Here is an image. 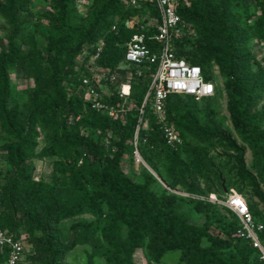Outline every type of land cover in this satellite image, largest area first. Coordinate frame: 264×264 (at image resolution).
I'll return each mask as SVG.
<instances>
[{
    "label": "trees",
    "instance_id": "obj_1",
    "mask_svg": "<svg viewBox=\"0 0 264 264\" xmlns=\"http://www.w3.org/2000/svg\"><path fill=\"white\" fill-rule=\"evenodd\" d=\"M49 1L52 10L45 19L54 34L47 37L46 45L39 49L29 36V49L13 45L0 53L5 70L21 67L35 82L29 96L28 118L16 108L6 114L14 141L15 166L21 176L16 194L32 218L51 212L48 225L31 224L29 238L25 240L15 233V226L7 217L0 188V225L21 240L26 249L20 264H63L68 250L77 245L90 247V262L103 258L107 264H135V252L144 248L153 263H159L168 252L179 251L180 261L185 264H262L256 249L238 236L240 222L235 214L232 221L223 223L221 231L211 232L210 202L174 194L166 187L156 192L153 186L158 185V180L154 175L146 171L144 182L137 183L122 169L123 159L133 157L138 149L147 165L163 177L169 188L193 196L212 193L194 189L195 179L206 177L208 166L198 148L187 141L182 124L184 119L187 124H193L192 116H185V111L190 114L200 111L196 100L199 98L171 94L164 112L158 115L153 110L151 94L142 108L156 67L148 64L139 67L125 61L127 44L135 35L156 32L148 27V18L136 23L137 17L147 10L149 18H157L158 11L148 3L133 8L128 0H96L90 23L86 24L75 22L73 0ZM28 6L29 0H0V17L8 24L14 39L25 33L29 25ZM251 6L257 13L250 12ZM238 8L243 14L233 12ZM176 11L184 23L200 28L206 46L186 50L189 38L183 35L174 40V51L178 58L201 67L206 80L215 82V70L222 75L223 91L218 87L214 97L201 100L210 107L211 102L223 97V92L226 94L232 127L245 148L225 135L217 138L231 153L229 159L238 180L251 188L250 202L257 199L264 203L261 191L264 115L252 112L256 105L253 79L264 81V67L254 58L247 35L250 32L252 38L264 42V0H178ZM252 17L255 19L250 23ZM101 40L105 47L97 65L109 76L118 72L121 65L129 73L116 84L109 77L102 81L103 99L116 108L115 118L92 108L82 81L91 78L93 72L76 69V60L86 52L87 59L95 57ZM148 44L155 50L160 48L153 42ZM46 56L50 58V66H46ZM254 64L258 70H254ZM124 82L131 85L126 101L119 97V86ZM0 90V103H5L8 95L5 82L0 84ZM209 107L206 109L210 110ZM164 123L183 139L177 149L166 145ZM108 132L116 138L113 144L95 140L94 137L101 139L100 134ZM40 133L46 136L47 146L39 154ZM246 147L253 154L257 175L248 171ZM4 149L0 146L1 153ZM40 157L54 159L50 183L36 182L24 169L28 160ZM2 165L3 153L0 174ZM216 181L222 182L219 175ZM219 197L222 199L221 194ZM185 200L193 202L195 209L205 215L203 227L181 214L179 204ZM248 204L255 220L264 224V212L257 213V206ZM85 215L93 220L74 223L68 235L57 227L60 221ZM6 258L0 250V264Z\"/></svg>",
    "mask_w": 264,
    "mask_h": 264
},
{
    "label": "rangeland",
    "instance_id": "obj_2",
    "mask_svg": "<svg viewBox=\"0 0 264 264\" xmlns=\"http://www.w3.org/2000/svg\"><path fill=\"white\" fill-rule=\"evenodd\" d=\"M96 0H73V8L75 11V22H84L89 24L91 12L95 7ZM251 4V3H250ZM51 5L49 0H29V6L26 10V17L29 20V25L17 38L11 37V32L6 21L0 17V53L2 51H8L13 45H16L22 50L29 49L27 38L30 36L34 39L36 46L42 49L47 42V37L53 35L54 32L51 26L45 19L46 14L51 11ZM233 12L243 14L241 10L235 9ZM251 13L257 11L251 6ZM148 11H141V15L137 17V22H145L148 18V24L152 18H149ZM145 16V17H144ZM255 17H252V23ZM118 22V18L115 19ZM210 31V30H209ZM183 35L189 38V44L186 45V50H194L197 47L204 49L206 43L203 36L201 35L200 28L196 26L185 23ZM249 37V46L252 50L254 58L260 62L264 67V42H259L257 39L251 37V33H247ZM87 52L76 60V69L81 72L92 71L95 74L101 73L103 71L97 65V60L93 56L87 59ZM46 66H50V58L46 56ZM118 69V76L120 78H125L129 73L124 66L121 65ZM254 70H258L257 65L254 64ZM215 79V84L218 85L219 89L223 91V77L218 70L213 72ZM6 83L8 89V95L6 96L5 103H0V146H4L3 150V165L1 167L0 174V188L3 190L5 198V212L10 220V223L15 226V233L21 236L23 239L28 240L29 238V226L32 224L39 223L42 225H48L49 216L51 212L45 211L38 214L36 219L32 218L24 201L19 199L16 194V187L20 181V172L15 166V153L13 150L12 143L14 142L11 138V128L9 121L7 120V112L11 109H19L25 113L26 118H28V105L30 92L35 88V82L32 78L28 76V71H25L21 67H15L11 70H5L0 62V84ZM255 84V101L256 105L253 108V113H261L264 115V81L259 79H253ZM1 97V90H0ZM147 97V96H146ZM146 99V98H145ZM198 101V108L200 111L193 112L190 114L189 111H185V116H192V125L184 119L182 121L185 134L187 136V141L194 147L198 148L200 155L205 158V164H207L206 177H199L195 179L194 189L199 190L202 193L212 192V195H216L218 199L219 194L225 196V191L228 189L235 190L241 194L247 202L257 206L256 212H264V203L257 199L250 202L251 188L249 185H244L241 183L236 175L235 166L231 163L229 156L230 152L221 144L217 137L219 135H225L232 140L238 142L241 147L245 146L240 142L236 132L234 131L230 117L227 111V96L223 92V97L219 100L211 102V106H208L204 100L196 99ZM145 102V101H144ZM148 102V101H147ZM144 105V103H143ZM209 107L210 110H207ZM128 110V108H127ZM142 113V112H141ZM71 124L74 123L72 120ZM27 124V122H26ZM147 127V126H145ZM27 128H29L27 126ZM140 128H138L139 130ZM85 132V131H84ZM138 132V131H137ZM88 133V132H85ZM192 133H197V137L192 136ZM100 134V133H99ZM101 139L94 137L98 142L104 144H113L116 138L111 132L107 134H100ZM136 134L135 146L137 147ZM47 146V139L43 133H40L37 152L42 153L43 149ZM246 162L248 166V171L254 175H257L256 170L253 167V154L246 147ZM53 160L52 158L40 157L35 160H28L24 169L28 174H31L33 180L36 182L50 183L53 178ZM122 169L125 174L134 182L143 183L144 173L147 171L154 175L158 180V185L153 186V190L156 192H162L165 188L166 183L163 177H160L156 172H154L150 166L147 165L143 159L140 151L135 150L133 157H125L122 162ZM220 176L222 180L221 183L216 181V176ZM168 187V186H167ZM174 190V189H173ZM230 190V191H231ZM179 191V190H178ZM261 191L264 194V184L261 183ZM185 194L186 198H205L208 199L211 194H203L200 196H193L184 191H180ZM208 195V196H207ZM189 196V197H188ZM200 200V199H198ZM212 204V210H210V217L212 221L211 232H219L223 228L224 222H229L234 219L233 214H235L229 208L220 205L219 203L210 202ZM179 210L191 223L196 226L203 227L206 222V217L204 214L199 213L195 209V205L190 200H185L179 204ZM81 220L92 221L93 218L90 215L80 216L73 219H68L60 221L57 227L64 232L65 235L69 234L70 227ZM221 222H220V221ZM91 251L88 246L77 245L74 248L68 250L63 264H107L103 258H95L93 262L88 259V253ZM135 264H185L180 261V252L171 251L164 255L159 263H153L150 261L146 249H138L135 252Z\"/></svg>",
    "mask_w": 264,
    "mask_h": 264
},
{
    "label": "built area",
    "instance_id": "obj_3",
    "mask_svg": "<svg viewBox=\"0 0 264 264\" xmlns=\"http://www.w3.org/2000/svg\"><path fill=\"white\" fill-rule=\"evenodd\" d=\"M133 8H139L142 4L148 3L153 6L159 17L152 18L148 24L149 28H155L156 32L151 35L137 34L127 44L125 61L130 65L143 66L145 64L156 67L153 74L150 92L144 105L147 104L152 94V107L156 114L161 115L166 106V101L171 94L187 95L199 99L212 98L217 94V84L214 81L206 80L201 67L189 64L185 59L178 58L174 51V40L183 36L185 23L177 13L178 0H128ZM116 30V27H114ZM153 42L160 46L159 50L149 46ZM105 47V42L100 41L96 55L98 59ZM116 72L109 76L107 71L95 74L91 78L83 79L82 84L86 90V99L92 108L104 112L115 118L117 110L113 105L106 103L103 99L104 84L102 81L109 77L112 83H117L120 77ZM141 75V72H138ZM131 94V85L124 82L119 86V97L126 101ZM143 113V109L141 110ZM163 137L168 147L177 149L183 144L179 133L171 126L163 124ZM2 153L0 152V162ZM170 192L186 196L178 190L165 186ZM189 197V196H188ZM202 201L214 202L232 210L240 222L237 231L239 237L247 240L256 249L259 259L264 264V224L258 223L247 200L235 190L225 194L222 199L216 195H210L208 199L196 198ZM2 199L0 195V211ZM0 250L6 255L4 264H20L25 257V246L21 240L16 239L12 234L0 225Z\"/></svg>",
    "mask_w": 264,
    "mask_h": 264
},
{
    "label": "water",
    "instance_id": "obj_4",
    "mask_svg": "<svg viewBox=\"0 0 264 264\" xmlns=\"http://www.w3.org/2000/svg\"><path fill=\"white\" fill-rule=\"evenodd\" d=\"M228 192L227 191H225V194H227Z\"/></svg>",
    "mask_w": 264,
    "mask_h": 264
}]
</instances>
